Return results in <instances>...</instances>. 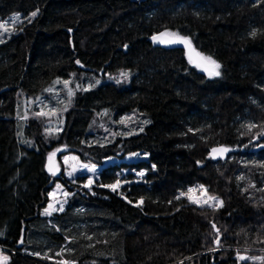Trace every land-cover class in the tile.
<instances>
[{
    "label": "trees",
    "instance_id": "trees-1",
    "mask_svg": "<svg viewBox=\"0 0 264 264\" xmlns=\"http://www.w3.org/2000/svg\"><path fill=\"white\" fill-rule=\"evenodd\" d=\"M32 12L0 41L5 264H264V0H0V19ZM161 33L187 38L220 74L149 40ZM81 70L130 79L58 103V131L46 132L35 103L23 117L20 92L36 101ZM132 112L145 122L118 133ZM216 145L231 149L224 160L208 156ZM58 146L100 166L92 191L47 169ZM133 152L147 158L103 163ZM124 167L144 175L132 181L128 171L120 194L103 187ZM56 180L71 194L50 222L42 210ZM197 184L222 205L180 195Z\"/></svg>",
    "mask_w": 264,
    "mask_h": 264
},
{
    "label": "rangeland",
    "instance_id": "rangeland-1",
    "mask_svg": "<svg viewBox=\"0 0 264 264\" xmlns=\"http://www.w3.org/2000/svg\"><path fill=\"white\" fill-rule=\"evenodd\" d=\"M33 13V12H32ZM32 13L30 15L21 14V13H14L10 15L6 19H0V23H5V26L8 28V31H3V29H0V41L6 37L7 35H10L18 23H20L22 20H31L34 16H32ZM19 17V22L13 24L12 18L13 17ZM169 36H173L168 34ZM203 59L204 56L200 55ZM205 62V68L200 67L203 71H205L207 74L210 75V72L218 71L217 68H215V65H213L210 61L204 59ZM121 73H127V75H122ZM93 74L91 72H87L85 70H81L76 72H71L69 77H63L59 79H55L51 86H49L45 90V94L43 96L37 97L36 101L33 100L31 97H27L24 93L20 92L18 95V109L21 108V114L23 117L29 115L30 108H33V103H35V109L33 108V111L31 113H46L47 115H40L46 117V132L51 131H58L61 126L57 123V121L54 120L55 116H59L62 118V113L64 114V110L62 112H59L58 110V103L61 104V108L64 109L68 105L67 99L78 90H85L94 88L98 85H100L102 82H105L107 80H113V81H119L120 79H124L123 83L127 84L130 79V73L128 71H121L117 73V75L111 74L106 75L105 78H102L100 76H92ZM119 78V80H118ZM64 81H68L69 83L67 85L64 84ZM71 93V94H70ZM67 101V102H66ZM30 113V114H31ZM133 114V115H132ZM64 117V115H63ZM145 122L144 118H140L138 113L132 112L131 114H128L126 116H123L120 119V123H122V127L117 129L118 133H126L129 131H136L140 128L141 124ZM105 129V128H104ZM111 132H108L106 134H110ZM67 149L63 146H58L54 149H52L48 154V160H47V169L50 172L55 173V176H60L66 178L69 182L72 184H78L76 187L81 188L83 187L86 190L92 191V186L94 185L95 179L97 177V173L100 166H96L91 163H85L78 159V157L71 152H67ZM63 152L60 154V152ZM58 154L61 155V157H58ZM69 157V159L66 161L64 158ZM75 158V159H73ZM147 154L146 153H140V152H133L126 154L123 158H115V157H108L104 159L103 163L105 164H111V163H117L120 161L124 162H131V161H137L146 159ZM86 165L87 167H82ZM95 166V170L91 171L90 169L92 166ZM129 173L133 174L132 181H139L142 176L139 175L141 172L144 173L143 170H135L130 167H124L121 171L118 172L119 179L117 181L120 182L119 187H117L115 190H113L110 187H105L111 192H115L117 194H120L121 187L126 184V178L127 174ZM71 173V175H69ZM89 180L92 181L90 187H86L88 185ZM114 183L107 184V185H114ZM60 186L59 188L57 186ZM202 185H193L187 189L185 193V197L193 202V201H203L206 200L209 196L217 198L216 200L209 201V204L211 205H220L219 201L220 199L216 196H212L205 192V187L201 188ZM189 189H193L192 192H189ZM67 193V195H65ZM70 190L63 185L59 180H56L53 182L52 188L48 192V201L46 206L43 208L42 213L46 215L47 218H49V221L52 222V218L55 217L56 214H59L62 212L67 204L68 197L70 196ZM196 203V202H193ZM49 204H52L57 210L53 211L51 215L45 214V209L48 208ZM196 204H202V203H196ZM63 205L62 210L60 209V206ZM207 205V204H206ZM6 248L3 246H0V264H5L6 261L3 260V257H7L6 253L3 252ZM12 250V249H11ZM14 251V250H12ZM16 251V250H15ZM23 251V250H22ZM20 251L21 254L26 255H34L28 251ZM241 256H246L245 254ZM247 257V256H246ZM48 260V263L51 264H74L73 262H67L62 259H58L52 256L44 257ZM249 258V257H247ZM251 258V257H250Z\"/></svg>",
    "mask_w": 264,
    "mask_h": 264
},
{
    "label": "snow or ice",
    "instance_id": "snow-or-ice-1",
    "mask_svg": "<svg viewBox=\"0 0 264 264\" xmlns=\"http://www.w3.org/2000/svg\"><path fill=\"white\" fill-rule=\"evenodd\" d=\"M37 13L36 12H33L32 13V16H35ZM17 22H19V17L17 16V17H13L12 18V23L13 24H15V23H17ZM0 29H3V31H8V28L5 26V23H0ZM161 36H164V35H168V33H161L160 34ZM171 35H176V34H171ZM252 35H255V32H253L252 33ZM153 40L154 41H156L157 40V37H153ZM187 40V38H185V37H178V39L177 40H164V41H161L162 43H177V42H181V43H183V42H185ZM204 59H206V60H208V61H210L213 65H215V68H219L220 66H219V64H216V62L215 61H213L212 60V58L211 57H205ZM79 63V62H78ZM122 75H127V73H121ZM220 73H219V71H215V72H210V75H219ZM69 82L68 81H64V84L65 85H67ZM71 94V93H70ZM37 115H47L46 113H38ZM250 128L252 127V126H249ZM212 153H216L217 155H220V156H223V154L224 153H226V152H228V151H230V149H228V148H223V147H221V148H213L212 150ZM66 161L69 159V157H65L64 158ZM73 159H75V158H73ZM82 167H87L86 165H84V166H82ZM154 167V166H153ZM91 171H94L95 170V166L93 165L92 166V168L90 169ZM53 174H55V173H53ZM69 175H71V173H69ZM139 175H141V176H143L144 175V173L143 172H141ZM240 179H243V177H240ZM91 183H92V181L91 180H89V183H88V185H86V187H90L91 186ZM119 184H120V182L119 181H117L116 182V184H114V185H105V187H110V188H112L113 190H115L117 187H119ZM58 188L60 187L59 185L57 186ZM201 188H203V186H200ZM189 192H192L193 191V189H189L188 190ZM207 190H205V192H206ZM65 195H67V193L65 194ZM181 196H184L185 195V193H181L180 194ZM177 198H179V197H177ZM217 198H215V197H211V196H209L206 200H203V201H193V202H196V203H202V204H207L208 206H213V205H211V204H209V201H211V200H216ZM140 203H142V200L140 201ZM222 201H219V204H221L222 205ZM62 208H63V205H61L60 206V209L59 210H62ZM57 209L52 205V204H49V206H48V208H46L45 209V214H47V215H51L52 214V212L53 211H56ZM213 227H215V225H213ZM218 231V230H217ZM7 257H3V260L4 261H7ZM239 259H241V260H244V259H248V258H246V257H243V256H241V257H239ZM65 264H66V262H65Z\"/></svg>",
    "mask_w": 264,
    "mask_h": 264
},
{
    "label": "water",
    "instance_id": "water-1",
    "mask_svg": "<svg viewBox=\"0 0 264 264\" xmlns=\"http://www.w3.org/2000/svg\"><path fill=\"white\" fill-rule=\"evenodd\" d=\"M157 37V40L154 41L153 40V37ZM178 37L177 36H169V35H164V36H161L160 34H154L152 36L149 37V40L154 43V44H158V45H161V46H165V47H182L186 53H187V56H188V59L192 61L193 64L199 66V67H204L205 68V62H204V59L197 53L196 49L193 47V45L188 41L186 40L185 42L181 43V42H177V43H162L161 41H164V40H177ZM99 74H102V69L99 70ZM227 148V147H224L222 145H216V146H213L209 149L208 151V156L212 159V160H224L228 154L231 152V149L230 151L226 152L223 154V156H220V155H217L216 153H212V149L213 148ZM257 149V148H254V150ZM22 245V238L19 239V242L17 243V247H21Z\"/></svg>",
    "mask_w": 264,
    "mask_h": 264
},
{
    "label": "built area",
    "instance_id": "built-area-1",
    "mask_svg": "<svg viewBox=\"0 0 264 264\" xmlns=\"http://www.w3.org/2000/svg\"><path fill=\"white\" fill-rule=\"evenodd\" d=\"M34 256V255H33ZM35 257V256H34ZM43 259V258H42ZM45 261H47L48 262V260L46 259ZM61 264H63V263H61Z\"/></svg>",
    "mask_w": 264,
    "mask_h": 264
}]
</instances>
